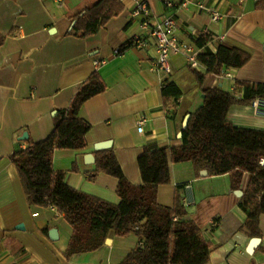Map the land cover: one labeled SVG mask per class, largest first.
Wrapping results in <instances>:
<instances>
[{
    "label": "crops",
    "instance_id": "1",
    "mask_svg": "<svg viewBox=\"0 0 264 264\" xmlns=\"http://www.w3.org/2000/svg\"><path fill=\"white\" fill-rule=\"evenodd\" d=\"M118 1L124 6L120 14L95 34L81 37L71 33L75 20L69 14L78 13L89 0H0V264H119L138 244L133 234L118 237L110 231L109 242L95 251L66 257L71 225L53 207L27 201L10 160L28 140L40 142L49 136L54 116L69 106L94 71L106 88L79 109V117L90 124L86 146L55 149L52 161L69 186L109 202H119L117 179L105 173L95 181L88 179L95 168L94 146L110 141L106 149H113L125 177L141 184L138 158L143 151L181 145L184 116L204 102L183 53L171 54L169 74L156 68L154 38L141 28L142 18L132 15L139 0ZM145 1L151 22L174 14L175 34L194 46L196 59L207 50L215 53L221 42L250 53L245 65L224 67L220 75L206 74L197 59L195 69L205 75L203 87L221 88L241 99L245 88L238 81L264 84V0H170L176 4L173 10L166 0ZM200 33L212 39L197 47L193 39ZM135 36L142 45L132 43ZM126 43L130 45L121 49ZM140 116L146 118L142 131L136 123ZM227 118L238 127L264 130V112L255 114L249 104L232 105ZM25 132L27 139L21 140ZM87 154L93 155V163ZM168 160L170 182L158 186L157 202L172 206L178 189L187 209L185 219L193 220L212 245L205 264H264V214L252 252L248 245L253 237L240 229L246 213L239 202L249 173L244 172L239 188L233 189L227 174L201 175L191 162L173 163L170 154ZM74 162L77 171H72Z\"/></svg>",
    "mask_w": 264,
    "mask_h": 264
},
{
    "label": "trees",
    "instance_id": "2",
    "mask_svg": "<svg viewBox=\"0 0 264 264\" xmlns=\"http://www.w3.org/2000/svg\"><path fill=\"white\" fill-rule=\"evenodd\" d=\"M123 8L118 0H89L78 13L69 14L75 20L71 33L81 37L93 35ZM210 39L211 34L200 33L193 43L202 47ZM129 45L126 43L121 49ZM250 58V53L226 42L219 43L215 53L207 50L197 56L207 68L206 74L212 75H220L224 67H242ZM190 71L201 87L204 102L191 113L181 145L143 151L138 158L141 184H133L125 177L112 148L96 152L95 168L89 172L88 179L95 181L100 173L115 177L117 203L69 186L65 173L53 168L55 149L86 146L85 134L90 124L79 117V109L86 100L105 90L98 71L80 84L69 106L57 112L53 130L46 139L28 140L25 148H19L10 156L27 201L53 207L71 225L66 257L95 251L113 231L118 237L133 234L138 239L137 246L119 264L207 263L212 245L193 220L185 219L187 209L178 189L172 206L157 202L158 186L170 182L169 154L173 163L191 162L197 174L202 169L212 176L227 174L233 189L239 188L243 173H249L248 185L239 202L246 213L240 229L251 237L261 236L259 217L264 214V164L259 160L264 158V130L235 126L227 114L234 104L251 105L257 97L264 99V84L238 81L237 84L245 88V95L237 99L221 88L203 87L205 75L193 67ZM77 170L74 162L72 171Z\"/></svg>",
    "mask_w": 264,
    "mask_h": 264
},
{
    "label": "built area",
    "instance_id": "3",
    "mask_svg": "<svg viewBox=\"0 0 264 264\" xmlns=\"http://www.w3.org/2000/svg\"><path fill=\"white\" fill-rule=\"evenodd\" d=\"M182 2L181 5H184ZM165 5L169 10H173L176 4L170 0L165 1ZM133 17H141V28L148 29V35L154 38L155 47L157 52L156 68L169 74L171 72L169 57L171 54L183 53L188 61L190 67L195 68L197 66V51L193 45L184 42L178 38L175 34L178 24L174 14L164 16L160 20L151 22V13L148 2L145 0H139L135 3V7L132 12ZM218 16L215 14L214 18ZM135 45H142L143 41L140 36H135L132 40ZM118 52V50H117ZM252 107L255 114H262L264 112V99L257 97L252 102ZM146 122L144 116H140L136 123L139 131L143 130V126ZM259 163L264 164V158H260ZM189 188L190 185H186ZM55 210V209H54ZM58 214V212L55 210Z\"/></svg>",
    "mask_w": 264,
    "mask_h": 264
},
{
    "label": "water",
    "instance_id": "4",
    "mask_svg": "<svg viewBox=\"0 0 264 264\" xmlns=\"http://www.w3.org/2000/svg\"><path fill=\"white\" fill-rule=\"evenodd\" d=\"M202 95H203V97H204V94H202ZM190 116H191L190 113H187V114L184 116V118H183V120H182V128H181V131L179 132V135H178L179 138H182L183 130L187 127L188 122H189V119H190ZM20 139H21V140H25V139H27V133H26V132L23 133V135L21 136ZM110 145H111L110 141H107V142H101V143H97V144L94 146V149H95V150L106 149V148H109ZM87 158L90 159V163H93V162H94V160H93V155H92V154H87V155H86V159H87ZM200 174H201V175H206V174H207V171H206L205 169H202V170H200ZM237 192H238L240 195L242 194V192H241L240 190H237ZM18 227H19V228H23V225L20 224ZM259 240H260L259 237H253V238H251L250 243H249V245H248V251H249V252H252V251H253V249L255 248V246L258 244ZM105 242H109V239H106Z\"/></svg>",
    "mask_w": 264,
    "mask_h": 264
}]
</instances>
